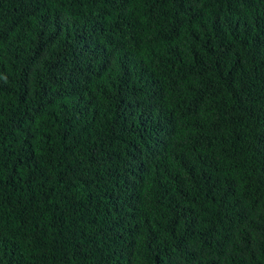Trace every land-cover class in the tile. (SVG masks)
Wrapping results in <instances>:
<instances>
[{"label": "trees", "instance_id": "obj_1", "mask_svg": "<svg viewBox=\"0 0 264 264\" xmlns=\"http://www.w3.org/2000/svg\"><path fill=\"white\" fill-rule=\"evenodd\" d=\"M0 264H264V0H0Z\"/></svg>", "mask_w": 264, "mask_h": 264}]
</instances>
